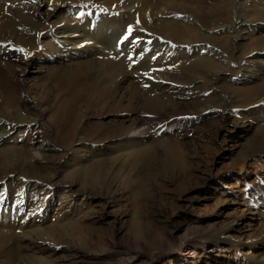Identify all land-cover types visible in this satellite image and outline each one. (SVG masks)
Here are the masks:
<instances>
[{
	"label": "rangeland",
	"instance_id": "rangeland-1",
	"mask_svg": "<svg viewBox=\"0 0 264 264\" xmlns=\"http://www.w3.org/2000/svg\"><path fill=\"white\" fill-rule=\"evenodd\" d=\"M21 1L10 14L0 0V123L13 128L0 135V220L13 223L0 264H261L264 0L54 3L57 25L77 11L123 35L189 37L190 60L165 62L96 40L49 61L56 0ZM237 218L227 238L244 245L204 254Z\"/></svg>",
	"mask_w": 264,
	"mask_h": 264
},
{
	"label": "bare ground",
	"instance_id": "bare-ground-1",
	"mask_svg": "<svg viewBox=\"0 0 264 264\" xmlns=\"http://www.w3.org/2000/svg\"><path fill=\"white\" fill-rule=\"evenodd\" d=\"M5 1H10L8 5V11L10 14L20 11L18 5H23L26 8V1ZM57 2V0L53 2L52 10L49 11L44 19L45 24L49 23L48 28L50 29V35L48 39L53 40L55 46L60 50L47 58L49 61L55 59L56 56L54 57V55L57 54L63 56L70 51H77L79 49L86 50L90 45L96 44L94 42L95 40L102 50H106L108 52L116 51L115 55L118 58H127L129 61H131V57L134 55V53L139 50H142V52L136 57L137 60L142 59L143 57L144 59H146V61L149 58L150 60H156L157 62H165L176 59H183L185 61H188L193 56V53L191 51L192 49L187 47L191 44V40L189 37L177 38L176 36L167 34L164 35L162 37L163 40H161L160 38L155 37L153 33L148 32L140 34V32L138 31H132L130 33H127L126 35H123L122 31H120V28L118 29L116 26L110 24L111 22L110 20H108V18H98L96 16L94 18L84 17L82 15H79L76 11V23H73L69 17L59 18L58 20L62 22L60 25H57V23L53 22L50 23L49 21L56 16V13H54V8ZM25 8H23L24 11ZM241 21L242 20L239 19V23H242ZM251 34L252 32L249 29L247 30V28L243 27H240L237 31V36L239 39L247 38ZM125 37H127V39H125ZM197 37L203 38V40L205 39L211 43L220 41L219 38L209 37L205 35L203 36L200 33L196 34V38ZM177 44L180 46H177ZM152 45H155V47L158 48V51L156 53H153L151 56H148V54H150L149 52ZM117 49H119V51H117ZM41 59L44 58L41 57ZM146 61L138 62L136 68L138 69L144 67ZM201 61L204 63V60ZM153 85L154 83L150 82V85L147 86H149L148 88L151 89L154 87ZM6 129H8V126L5 123H0V135L4 134V130ZM12 129L13 128L11 127L8 129V131H11ZM1 144L2 140H0V145ZM42 186L43 185H41L40 187ZM74 186V184L70 185L71 188H73ZM35 188L37 190L40 189L39 187ZM17 211L20 213L22 212L21 210ZM2 216L0 215V217ZM6 218H9V216ZM28 218L29 215L26 216L24 220L28 222ZM244 223L245 220L243 218H237L228 230L221 233L220 237L207 240V242H205L202 247L204 254L207 255L210 249L216 248L218 250V254L216 255V257H220V254L223 253L224 250H226L225 248L232 250L238 249V247L241 245L243 246L244 244H241L239 241H234L232 243L230 240H228L230 238H227V236H230L234 232L238 231L239 228L244 225ZM12 224L13 223L10 222V220H0V228L12 226ZM256 244H259V246H263L264 248V241L254 240V245ZM178 260L179 257H176L173 263L177 262ZM12 262L11 260H7L2 264H12ZM261 264H264V261H262Z\"/></svg>",
	"mask_w": 264,
	"mask_h": 264
},
{
	"label": "snow or ice",
	"instance_id": "snow-or-ice-1",
	"mask_svg": "<svg viewBox=\"0 0 264 264\" xmlns=\"http://www.w3.org/2000/svg\"><path fill=\"white\" fill-rule=\"evenodd\" d=\"M129 32H131V28L129 29ZM125 39H127V37H125Z\"/></svg>",
	"mask_w": 264,
	"mask_h": 264
}]
</instances>
